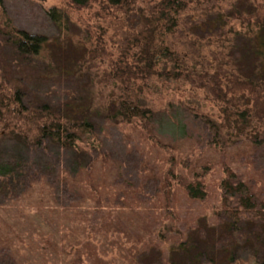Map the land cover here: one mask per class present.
<instances>
[{
    "label": "rangeland",
    "instance_id": "rangeland-1",
    "mask_svg": "<svg viewBox=\"0 0 264 264\" xmlns=\"http://www.w3.org/2000/svg\"><path fill=\"white\" fill-rule=\"evenodd\" d=\"M159 1L132 0L129 7H118L92 0L83 8L71 0L0 3V27L14 26L49 38L38 55L27 59L12 37L0 33V84L7 81L9 88L23 87L26 99L36 103L57 107L69 103L68 114L95 124L107 154L106 160L99 156L85 169L88 160L78 163L73 149L55 145L34 149L17 139L3 141L0 121V164L13 160L22 167L37 165V172L47 169L53 173L57 184V175L75 173L74 179L68 177L69 187L80 192L89 188L92 177L104 192L102 206L87 191L84 197L66 198L65 182L60 181L55 206L51 190L39 181L34 193L27 195L21 188L10 191L0 178V264H91L86 242L96 246L104 264H264V221H248L231 231V218L220 204L226 165L264 184V161L254 154L251 131L236 134V129L225 127V147H216L191 110L223 120L221 105L205 89L180 80L159 82L156 76L133 80V84L113 78L117 66L135 62L141 46L135 38ZM207 5L211 6L206 0H192L179 27L165 36L163 44L170 50H186L192 35L203 43L212 38L216 44L220 25L207 24L211 19L204 14ZM52 7L64 11V26L48 15ZM157 66L171 69L174 62L161 57ZM128 96L158 112L153 130L166 147L147 140L138 128L108 119L120 98ZM256 126L264 128V124ZM42 162H48L43 170ZM205 166L210 167L209 196L204 201L193 200L183 189H176L170 207H165L169 201L165 189L156 187L152 176L157 173L163 178L174 167L176 174L189 178ZM135 191L139 195L132 194ZM107 197L113 201L118 197V205L112 201L104 206ZM107 211L111 214L105 215ZM146 212L151 215L148 220L143 215ZM152 216L159 220L156 225L149 224ZM119 221L123 231L117 228ZM147 225L150 230L145 229Z\"/></svg>",
    "mask_w": 264,
    "mask_h": 264
},
{
    "label": "trees",
    "instance_id": "trees-1",
    "mask_svg": "<svg viewBox=\"0 0 264 264\" xmlns=\"http://www.w3.org/2000/svg\"><path fill=\"white\" fill-rule=\"evenodd\" d=\"M3 1L0 0V3L2 4ZM101 1L118 7H129L132 4V0ZM218 1L219 6H217ZM71 2L83 8L89 6L92 0H71ZM191 2L192 0L157 2L152 7L151 15L145 17V25L140 31V36L135 38L136 44L141 45L135 54V62L126 66H117L112 72L113 78L121 84H133V80H146L156 76L159 82L180 80L196 88L205 89L208 96L221 105L220 110L223 114V120L219 122L207 113L191 109L211 134L209 143L224 148L225 127L236 129V134H244L250 130L249 139L254 154L264 161V128L259 129L256 126L264 124V0H206L211 4V6L207 5L204 12L205 16L211 17L207 24L212 27L213 24H216V27L220 25L218 27L220 31L216 34L218 35L216 44L213 43L212 38H208L206 43H203L199 36L192 35L190 38L187 35L186 46L190 45L189 48L170 50L163 44L164 38L175 33L180 25L183 11L188 9ZM48 15L59 26H64L66 23L65 13L58 7L48 10ZM230 21L236 24L232 23L226 29V24ZM8 29L0 27V33L12 37L16 48L27 59L38 55L49 39L46 35H38L14 26H9ZM205 46L207 52L203 53ZM161 57L172 60L174 66L171 69H159L157 65ZM5 82L0 84V121L4 129L1 136L3 141L17 139L34 149L50 145L59 146L64 150L73 149L78 163L81 160H88L85 169L91 168L97 157L106 158L102 134L91 120L78 119L74 113L68 114L66 108L69 103L59 107L49 102L36 103L26 99L28 94L21 91L23 87L19 89L14 85L9 88ZM5 90L9 91L7 95H4ZM157 113L154 108L128 96L121 97L107 117L117 121L118 124L140 129L147 140L166 147L153 130ZM91 140L93 141L90 142ZM45 167H48V162H42V170ZM209 168L205 166L202 172H195L189 178L176 174L174 167L166 170L163 178L153 173L152 180L156 181L155 186L165 189L164 193L169 200L165 207H170L171 196L176 189H183L186 196L193 200L204 201L210 194L207 183ZM36 169L37 165L22 167L20 163L14 164V161L10 160L0 164V178L7 183L10 191L21 188L27 195L34 193L39 181L43 188L47 186L51 190L55 206L56 201H59L57 194L60 192V183L64 181L66 198H74V195L84 197L87 191L95 196L102 206L104 192L92 177L89 178V188L80 192L69 187L68 177L74 179L75 173L67 176L65 171V176L57 175L59 178L57 184L53 173H48L47 169L37 172ZM88 174L91 176L90 170ZM258 181L254 177L247 178L239 169L225 166L220 181V204L231 218L229 230H236L238 226L248 221H264V184ZM43 188L39 189L42 193L45 192ZM132 194L139 195V192L135 191ZM106 199L108 201L104 206L110 205L113 201L110 197ZM44 200L43 197L42 202ZM117 201L118 197L112 204L118 205ZM67 205L69 207V204ZM134 212L138 213L135 208ZM110 214L111 211L105 213V215ZM143 215L146 216V220L150 219L151 215L149 216L148 212ZM158 222V218L152 216L149 224L156 225ZM123 225L119 221L117 228L122 230ZM145 229L150 230L148 225ZM85 247L91 264H104V259L93 243L86 242Z\"/></svg>",
    "mask_w": 264,
    "mask_h": 264
}]
</instances>
